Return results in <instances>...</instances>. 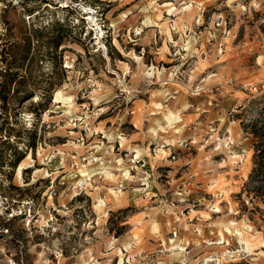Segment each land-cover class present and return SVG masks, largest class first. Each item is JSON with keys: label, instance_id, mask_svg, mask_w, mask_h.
I'll return each mask as SVG.
<instances>
[{"label": "rangeland", "instance_id": "rangeland-1", "mask_svg": "<svg viewBox=\"0 0 264 264\" xmlns=\"http://www.w3.org/2000/svg\"><path fill=\"white\" fill-rule=\"evenodd\" d=\"M8 62L0 264H264V0H0Z\"/></svg>", "mask_w": 264, "mask_h": 264}, {"label": "trees", "instance_id": "trees-1", "mask_svg": "<svg viewBox=\"0 0 264 264\" xmlns=\"http://www.w3.org/2000/svg\"><path fill=\"white\" fill-rule=\"evenodd\" d=\"M27 1V0H26ZM34 13L30 11L29 15H33ZM32 44L33 41L32 39H27L26 43H25V53L26 56H30L32 53ZM59 44L56 45L55 49H58ZM29 58V57H28ZM33 60V58H30ZM8 59H6L7 62ZM15 61V57L12 59ZM13 62H8V69L6 71H4L1 75V81H0V100L3 102L4 106L8 105L9 101L11 100V98L16 97L21 91L19 89L20 86H22L25 82H26V78L23 77L18 85V88L13 89L14 92H12V85L13 82H15V77L18 76V73H14L12 72V65ZM35 91H26V93H24V99L28 100L30 98L34 97V93ZM42 106V105H41ZM257 137L260 139H264V119L262 121V127L260 128V130L258 132H256ZM263 148V146H262ZM264 149V148H263ZM263 149H259V155L256 159V162L254 163V169H253V177L254 176H259L261 175V178L264 179V152ZM20 162V159H17L15 161V166H17V164ZM257 197H262L264 198V180L260 181V183H258V185L256 187H254L253 192ZM236 264H247L246 262H242V263H236Z\"/></svg>", "mask_w": 264, "mask_h": 264}, {"label": "bare ground", "instance_id": "bare-ground-1", "mask_svg": "<svg viewBox=\"0 0 264 264\" xmlns=\"http://www.w3.org/2000/svg\"><path fill=\"white\" fill-rule=\"evenodd\" d=\"M59 96H61V95H59ZM59 98H60V97H59ZM61 98H63V97H61ZM61 98H60V100H61ZM57 99H58V97H57ZM63 100H64V99H63ZM64 101H65V100H64ZM57 103H59V99H58V102H57ZM166 119H167V121L170 123V125H173V124H175V123H178L180 117H179L178 115H176V114L169 113V114L166 115ZM19 174H20V173H19ZM218 211H220V209H218ZM246 249L249 250L248 247H247Z\"/></svg>", "mask_w": 264, "mask_h": 264}]
</instances>
